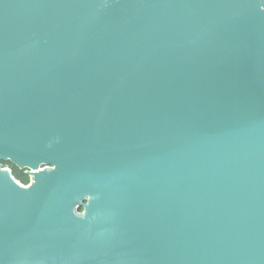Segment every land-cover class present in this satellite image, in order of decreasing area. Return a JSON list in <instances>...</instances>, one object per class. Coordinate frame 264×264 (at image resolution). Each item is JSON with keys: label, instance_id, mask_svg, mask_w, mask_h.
I'll return each mask as SVG.
<instances>
[{"label": "water", "instance_id": "water-1", "mask_svg": "<svg viewBox=\"0 0 264 264\" xmlns=\"http://www.w3.org/2000/svg\"><path fill=\"white\" fill-rule=\"evenodd\" d=\"M0 264H264V0H0Z\"/></svg>", "mask_w": 264, "mask_h": 264}, {"label": "trees", "instance_id": "trees-1", "mask_svg": "<svg viewBox=\"0 0 264 264\" xmlns=\"http://www.w3.org/2000/svg\"><path fill=\"white\" fill-rule=\"evenodd\" d=\"M13 177L23 186H27L30 183V178L25 174L19 172H12Z\"/></svg>", "mask_w": 264, "mask_h": 264}, {"label": "flooded vegetation", "instance_id": "flooded-vegetation-1", "mask_svg": "<svg viewBox=\"0 0 264 264\" xmlns=\"http://www.w3.org/2000/svg\"><path fill=\"white\" fill-rule=\"evenodd\" d=\"M3 165L8 168L11 172H19L20 174H25L30 178V183H31V177L29 176V173L27 171H21L19 170L17 167H15L14 165L10 164V163H3ZM29 183V184H30Z\"/></svg>", "mask_w": 264, "mask_h": 264}, {"label": "built area", "instance_id": "built-area-1", "mask_svg": "<svg viewBox=\"0 0 264 264\" xmlns=\"http://www.w3.org/2000/svg\"><path fill=\"white\" fill-rule=\"evenodd\" d=\"M22 185V184H21ZM30 185V184H29ZM29 185H27V186H29Z\"/></svg>", "mask_w": 264, "mask_h": 264}]
</instances>
